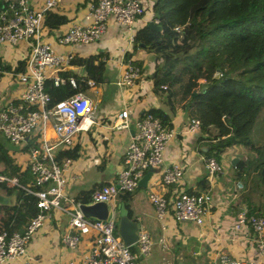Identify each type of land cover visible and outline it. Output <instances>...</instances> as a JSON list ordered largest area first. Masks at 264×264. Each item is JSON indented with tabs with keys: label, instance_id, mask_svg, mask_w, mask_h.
Listing matches in <instances>:
<instances>
[{
	"label": "crops",
	"instance_id": "crops-1",
	"mask_svg": "<svg viewBox=\"0 0 264 264\" xmlns=\"http://www.w3.org/2000/svg\"><path fill=\"white\" fill-rule=\"evenodd\" d=\"M94 1L96 0H57L49 11L66 16L67 21L52 30L44 26L48 30L45 40L58 52L71 53L80 59L98 54V58L93 62L103 61L106 66L103 80L96 81L97 86L93 89L85 88L82 81V78L86 77L85 63L73 59L63 70L78 77V89L85 90L95 100L100 115V119L91 128L76 135L71 147L56 144L57 137L51 131L44 135L48 144L54 145L52 150L55 159L69 158V171L77 174L76 179H70L67 183L65 195L72 196L78 203L90 202V191L113 181L123 167L124 149L133 134L136 118L150 107L162 108L170 116V128L173 131L164 152L163 162L154 168L147 187L137 186L129 194L120 192L114 200L108 202L114 211L119 209L118 205L123 204L128 211V217L138 222L139 230L147 231L155 241L151 253L139 258L138 264H219L220 253L246 262L264 259V254L257 251L255 232L249 230L247 233H240L231 229L239 207L247 208L249 203L246 202L249 200L236 201L241 193V181L236 173V165L246 154L245 149L241 146L226 149L218 160L223 166V171L210 176L205 165L208 157L204 152L209 148V134L217 133L214 125H209V132L202 129L194 133L188 131L187 124L192 116L185 112L177 99H170V107L165 95L159 96L153 91L151 79H140L128 86L116 85V80L126 67L124 54L133 51V41L128 40V34L115 22L109 21L103 35L91 43L62 45L56 42L57 33L66 30L71 23L86 22L88 6ZM142 1L145 11L135 22V32L149 20H153V0ZM31 3L40 7L44 0H31ZM25 55L24 42L16 45L6 42L0 44V108L7 102L18 100L24 90L25 85L18 81L16 73L20 70L18 63L25 60ZM135 59L143 62L144 74L153 70L154 56L146 48H136L131 55V60ZM7 64L11 68H5ZM46 86L52 103L65 99L74 92L62 95V87L56 88L51 82ZM123 108L128 110L130 126L127 129H115L112 125L116 121L117 113ZM35 133L31 136H36L39 140L40 133ZM27 142L14 144L0 132V145L21 168L28 162L30 147H25ZM172 164L181 167L182 176L178 183L166 185L160 178L164 167ZM2 168L3 163H0V170ZM180 189L210 195V205L202 225L176 219L170 209L163 218L156 215L148 193L151 190L156 191L170 200L173 192ZM251 197L250 205L254 212L264 214V193L259 190L252 191ZM68 219L66 213L55 210L28 242L25 256L0 264H63L70 259L81 258L90 246L92 234L81 236L74 248L64 246L61 237L68 229ZM15 221L11 228H15ZM191 255L197 258L187 263L186 259Z\"/></svg>",
	"mask_w": 264,
	"mask_h": 264
},
{
	"label": "built area",
	"instance_id": "built-area-1",
	"mask_svg": "<svg viewBox=\"0 0 264 264\" xmlns=\"http://www.w3.org/2000/svg\"><path fill=\"white\" fill-rule=\"evenodd\" d=\"M0 8V44L13 45L25 43V67L16 73L18 81L25 87L17 102H7L0 108V132L12 143L22 144L30 136L40 133V141L29 150L28 166L37 186L36 190L21 185L15 176L0 172V185L21 188L37 197L35 214L21 230L0 232V263L13 261L25 256L27 244L34 233L49 219L55 210L68 216V229L62 235L64 246L74 248L81 236L92 234L90 246L79 259H70L63 264H138L139 258L148 256L155 244L151 235L139 230L136 242L126 245L115 232V222L111 220L91 219L83 215L78 202L72 196L65 195V187L77 174L70 173L71 160L55 159L53 144H48L44 135L51 131L57 137V143L71 147L76 135L87 131L99 119L95 100L85 90L78 89V78L63 72L70 64L71 53L58 52L45 40L48 30L44 27V18L57 0H44L35 7L31 0H2ZM145 5L142 0H96L88 6L86 22H73L66 30L57 33L56 42L62 45L97 40L106 31L109 21L118 24L132 42L135 35V22L143 15ZM157 23V19L153 20ZM140 69L128 60L123 73L116 80L118 86H128L138 78ZM56 86L69 85L76 89L65 99L51 102V94L46 82ZM86 88L93 89L97 82L91 77H83ZM164 87V86H163ZM201 121L191 117L187 130L194 133L201 130ZM130 118L127 108L121 109L112 127L127 129ZM36 134V133H35ZM173 136L170 127L164 125L159 117L144 113L136 118L134 131L123 154V167L116 178L90 191L89 201L114 200L120 192H131L138 186V180L149 168L159 166L164 160V152ZM55 144V145H56ZM210 176L223 171L222 164L213 156L205 162ZM182 169L172 164L164 167L160 181L166 185L179 182ZM148 198L152 202L158 218L172 210L179 220H188L202 225L205 213L210 205V195L192 193L184 189L173 192L168 200L162 193L150 191ZM65 199V200H64ZM170 206V208H169ZM235 232H255V244L258 253L264 254V214L249 212L239 207L231 225ZM219 264H264V259L246 262L231 258L225 253L219 254Z\"/></svg>",
	"mask_w": 264,
	"mask_h": 264
},
{
	"label": "trees",
	"instance_id": "trees-1",
	"mask_svg": "<svg viewBox=\"0 0 264 264\" xmlns=\"http://www.w3.org/2000/svg\"><path fill=\"white\" fill-rule=\"evenodd\" d=\"M152 11L160 29L138 28L133 51L139 43L145 44L154 56L153 70L144 74L143 62L131 60L133 51L125 52L124 60L139 67L135 81L151 79L153 91L165 95L170 107V99H178L188 115L200 119L202 130L209 132L211 124L217 128V133L208 136L205 156L220 160L228 148L245 149L236 165L241 181L236 201L249 200L248 211L254 212L251 192L264 193V0H153ZM66 21V16L47 11L44 26L52 30ZM97 55L73 59L85 63L86 77L102 81L106 66L103 61L93 62ZM4 67L11 68L9 64ZM24 67L25 60H21L18 68ZM53 86L62 87V95L76 90L69 85ZM144 113L171 126L170 116L162 108L150 107ZM27 143V148L36 145V136ZM0 163L1 173L17 177L26 188L37 189L28 165L21 168L1 145ZM0 187L5 192H19L15 205H0V232L21 230L35 214L37 197L21 188ZM14 220L16 226L11 228Z\"/></svg>",
	"mask_w": 264,
	"mask_h": 264
},
{
	"label": "water",
	"instance_id": "water-1",
	"mask_svg": "<svg viewBox=\"0 0 264 264\" xmlns=\"http://www.w3.org/2000/svg\"><path fill=\"white\" fill-rule=\"evenodd\" d=\"M3 1L0 0V8L3 7ZM149 28L159 30L160 25L155 23L153 20H149L146 24ZM140 46L144 47L145 44L139 43ZM218 75V71L216 72ZM235 161L232 160V163ZM154 172V168H149L138 180V187H147L150 180L151 174ZM19 192L12 190L11 192H5L0 187V205L13 206L17 202ZM78 207L82 211L83 215L97 220H111L117 223V234L121 237L126 245H130L137 241L139 224L136 220L131 219L127 215V209L123 204L118 205L119 209L114 211L105 201H93V202H79Z\"/></svg>",
	"mask_w": 264,
	"mask_h": 264
},
{
	"label": "rangeland",
	"instance_id": "rangeland-1",
	"mask_svg": "<svg viewBox=\"0 0 264 264\" xmlns=\"http://www.w3.org/2000/svg\"><path fill=\"white\" fill-rule=\"evenodd\" d=\"M178 100V99H177ZM31 138H32V136H31ZM40 141V139L39 140H37L36 139V142L38 143ZM26 165H28V162H27V164ZM29 167V166H28ZM195 258H197V257H195V256H193V255H191V256H188L187 257V259H186V262L187 263H190L193 259H195ZM197 263V262H196Z\"/></svg>",
	"mask_w": 264,
	"mask_h": 264
}]
</instances>
